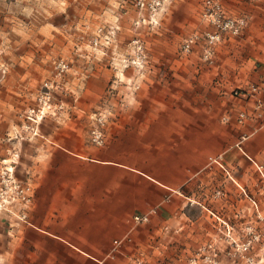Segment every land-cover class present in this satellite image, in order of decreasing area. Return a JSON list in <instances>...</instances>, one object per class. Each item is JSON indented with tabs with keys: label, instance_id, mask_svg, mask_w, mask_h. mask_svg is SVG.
I'll return each mask as SVG.
<instances>
[{
	"label": "rangeland",
	"instance_id": "374dc122",
	"mask_svg": "<svg viewBox=\"0 0 264 264\" xmlns=\"http://www.w3.org/2000/svg\"><path fill=\"white\" fill-rule=\"evenodd\" d=\"M137 1L109 0L122 13L74 25V47L55 60L52 75L7 95L8 110L0 116V238L13 229L8 223H30L37 169L69 167L72 176L64 179L71 183H109L117 174L119 184H129L133 229L105 256L56 257V264L60 258L71 264H264V156L256 155L249 128L232 138L246 162L215 156L176 191L121 164L94 160L98 149L116 142L121 149L122 121L189 119L192 105L206 106L207 89L253 99L258 114L264 107V0H165L157 22L150 0L143 7ZM230 19L244 20L239 31L222 28ZM216 32L220 38L211 40ZM0 68L8 73L6 65ZM7 82L14 85L12 78ZM249 117L242 111L230 119L246 125ZM94 129L103 143L93 140ZM145 214L148 220L135 219ZM154 218L165 221L159 220L149 248L122 254L120 246Z\"/></svg>",
	"mask_w": 264,
	"mask_h": 264
},
{
	"label": "crops",
	"instance_id": "0c3cea01",
	"mask_svg": "<svg viewBox=\"0 0 264 264\" xmlns=\"http://www.w3.org/2000/svg\"><path fill=\"white\" fill-rule=\"evenodd\" d=\"M108 1L0 0V67L6 65L8 70L7 74L0 72V116L8 110L10 90L21 94L27 81L52 75L55 60L74 47V25L80 27L88 17L101 19L122 13L118 6H108ZM121 1L116 0L117 4ZM261 75L264 80V73ZM11 78L14 85L7 82ZM206 92V106L197 104L195 109L192 105L189 119L122 121L121 149L119 142L110 149H98L94 160L121 164L176 191L188 177L202 173L215 156L225 154L227 161L233 160L230 162L239 156V163L246 162L232 145V138H238L246 128L254 134L256 155L263 157L264 107L255 114L253 99H238L225 90ZM242 111L250 114L246 125L230 119ZM232 149L233 155L228 153ZM119 156L125 160L119 162ZM65 176H72L69 167L37 169L30 223H8L14 227L0 238V264H56V257L105 256L115 240L132 231L134 190L129 184H119L117 174L114 182L101 184L71 183ZM159 220L163 219L139 226L132 234L133 242L120 246L122 254L148 249L161 229ZM57 263L71 264L63 258Z\"/></svg>",
	"mask_w": 264,
	"mask_h": 264
},
{
	"label": "built area",
	"instance_id": "2783aa9c",
	"mask_svg": "<svg viewBox=\"0 0 264 264\" xmlns=\"http://www.w3.org/2000/svg\"><path fill=\"white\" fill-rule=\"evenodd\" d=\"M137 4L140 6V7H143L145 6V0H138L137 1ZM164 4H165V0H150L149 1V11L150 13L153 15L154 17V20L157 22V16L159 15V13L162 11L163 7H164ZM209 13L207 12L206 13V16L208 15ZM215 12H211L209 14L210 17H213V20H215V17L217 16H214ZM219 20H221L219 17H217ZM244 20L243 19H240V20H235V19H230V20H227V21H224L223 23H221L220 25L222 26L223 29H231L235 32L239 31L240 30V27L241 25L243 24ZM209 37L211 38V40H214V39H219L220 38V33L219 32H216V33H209ZM193 41V38L190 39L189 41H187L185 44H184V47L186 49H189L191 47V43ZM93 133V140L98 143V144H101L104 142V137H103V134L102 132L99 130V129H94L92 131ZM136 220L138 221H145V220H148V215L145 214V215H142V216H139L137 215L135 217ZM120 240H115L114 243H115V246L114 248H116L119 244H120Z\"/></svg>",
	"mask_w": 264,
	"mask_h": 264
}]
</instances>
